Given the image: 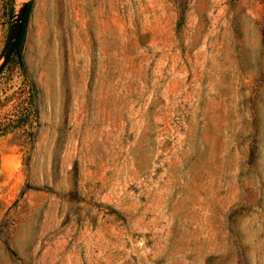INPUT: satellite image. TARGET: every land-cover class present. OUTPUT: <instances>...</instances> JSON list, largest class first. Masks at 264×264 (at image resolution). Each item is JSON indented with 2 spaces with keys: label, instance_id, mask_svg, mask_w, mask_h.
<instances>
[{
  "label": "rangeland",
  "instance_id": "rangeland-1",
  "mask_svg": "<svg viewBox=\"0 0 264 264\" xmlns=\"http://www.w3.org/2000/svg\"><path fill=\"white\" fill-rule=\"evenodd\" d=\"M28 1L0 264H264V0Z\"/></svg>",
  "mask_w": 264,
  "mask_h": 264
},
{
  "label": "trees",
  "instance_id": "trees-1",
  "mask_svg": "<svg viewBox=\"0 0 264 264\" xmlns=\"http://www.w3.org/2000/svg\"><path fill=\"white\" fill-rule=\"evenodd\" d=\"M31 9H32V0L28 1L25 3L24 5V10H23V23H22V27H21V31H20V35L15 43V46L11 52V54L9 55V57L7 58V60L5 61L4 66H6L8 63H10V61L14 58L17 59L19 65L25 69V62H24V58H23V48H24V39H25V34H26V27L28 24V20H29V16L31 13ZM185 6L181 4L180 6V19H179V24H181L184 20V14H185Z\"/></svg>",
  "mask_w": 264,
  "mask_h": 264
},
{
  "label": "water",
  "instance_id": "water-1",
  "mask_svg": "<svg viewBox=\"0 0 264 264\" xmlns=\"http://www.w3.org/2000/svg\"><path fill=\"white\" fill-rule=\"evenodd\" d=\"M23 10H24V7H23ZM22 23H23V11H22V14L20 16V20L18 21V24H17V26H16V28L14 30L13 36H12L10 42H9L8 51H7L6 55H5L4 61L7 60V58L9 57V55L11 54V52H12L14 46H15V43H16L19 35H20Z\"/></svg>",
  "mask_w": 264,
  "mask_h": 264
}]
</instances>
